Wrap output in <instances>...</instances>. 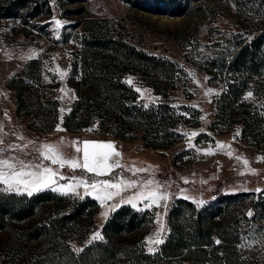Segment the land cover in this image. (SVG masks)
<instances>
[{
    "label": "rangeland",
    "instance_id": "rangeland-1",
    "mask_svg": "<svg viewBox=\"0 0 264 264\" xmlns=\"http://www.w3.org/2000/svg\"><path fill=\"white\" fill-rule=\"evenodd\" d=\"M50 3L51 14L35 16L28 24H24L20 18H0V148L4 149L0 158L17 156L38 161L40 154L37 149L49 143L58 145L65 160L82 161V152L78 153L76 148H82L84 141L113 142L116 150L122 153L119 159L123 165L147 169L137 176L123 168L116 169L113 176L122 172L125 179H153L163 184V190L169 193L166 208L165 202L161 201L159 207L150 209L153 224L145 236L146 242L155 239L158 233L161 239H165L169 231L168 210L175 197H187L200 207L218 194L238 191H251L252 195L243 199L233 212L231 220L235 222L233 227L236 225L237 246L242 242V235L249 242L260 240L264 233V207L259 205L262 191L257 190L264 189V138L256 139L250 133L244 139L242 123L234 119H226L228 121L223 123L219 121L215 129L210 128V123L216 118L220 94L229 73L218 70L214 76L206 70L205 65L223 52H227L229 57L237 39H250L255 33L264 31V0H194L184 13L155 12L135 7L124 0H50ZM95 17L106 19L113 33L122 31L124 37L136 46L176 62L174 84L167 88L166 93L155 91L149 78H142L133 72L124 75L126 81L141 89L138 102L144 105L168 102L173 106L170 115L171 119L177 117V122L172 129L178 138L170 146H162L168 142L165 127L171 121L169 116L160 122L159 132L157 129L144 131L145 125L139 124L140 129H128V139L115 137L113 130L101 133L98 120L79 131H70L63 126L64 115L70 110L77 92L76 87L68 82L76 45L72 40L64 41L62 35L82 32L85 20ZM57 20L61 26H57ZM77 23L79 25L75 26ZM31 58H39V62L36 70L25 74V79L32 85L39 83L41 92H47L58 101V119L54 128L37 134H32L26 128L27 121L35 118L31 111L25 113L22 121L18 116L19 120L16 118L10 104L12 100L16 105L15 88L7 84ZM61 72L66 73L63 78ZM209 89L211 93H208ZM249 92L253 93L252 97H248ZM243 98L251 100L252 106H258L264 112V93L258 96L251 86ZM192 108L199 110L198 124L194 123ZM42 125V119L34 123L37 128ZM58 126L62 130L57 131ZM192 132L198 135L191 137ZM257 140L261 141V146L253 145ZM217 142L227 147L221 150ZM12 145L18 146L15 151H9ZM208 150L214 154H205ZM228 152H231V156ZM244 160L248 163L244 164ZM44 164L66 177L89 176L82 169L73 170L68 165L61 169L49 161H44ZM185 179L189 182L184 183ZM77 191L84 194L83 187ZM135 191L124 192L122 196L104 204L98 201L100 206L94 215L93 227L82 243L72 240V246L76 250L81 249L92 241L97 231L102 235V226L113 210L112 205H119L122 198L132 196ZM137 209L145 208L138 203ZM105 211H108L107 217L103 215ZM248 212H252L251 217H248ZM157 213L160 214L159 223ZM161 224L164 228L162 233ZM8 236L7 232H0V240ZM216 239L219 240L218 237ZM160 245L146 243L147 249L153 248L155 251ZM238 248L240 257L247 259L248 264H264V242L254 245L246 243ZM162 264L191 263L174 259ZM203 264L214 263L206 261Z\"/></svg>",
    "mask_w": 264,
    "mask_h": 264
},
{
    "label": "trees",
    "instance_id": "trees-1",
    "mask_svg": "<svg viewBox=\"0 0 264 264\" xmlns=\"http://www.w3.org/2000/svg\"><path fill=\"white\" fill-rule=\"evenodd\" d=\"M124 1L155 12L184 13L194 0ZM51 12L50 0H0V18H20L24 24ZM85 22L82 32L62 35L64 41L72 40L76 45L68 82L76 87L77 97L64 115L65 129L83 130L98 120L101 133L113 130L115 137L128 139V129H140L139 124L145 125L144 131L159 132L160 122L169 116L171 121L165 127L168 142L162 146L173 144L178 138L172 129L177 122V117L171 119L173 106L159 102L144 107L124 75L133 72L149 78L155 91L166 93L174 84L176 62L136 46L122 31L113 33L106 19L95 17ZM210 61L206 70L214 76L218 70L229 73L210 128L215 129L219 121L234 119L241 121L244 139L251 134L256 139L264 138V112L243 98L251 86L258 96L264 93V31L250 39H237L229 57L223 52ZM38 62L39 58L29 59L7 83L15 88V110L20 121L29 111L35 117L26 123L32 134L52 130L58 119L57 99L41 92L39 83L32 85L24 77L36 70ZM192 111L198 124L199 110ZM40 119L43 125L37 128L34 123ZM260 142L253 145L261 146ZM249 195L251 191L221 193L200 207L189 198L175 197L168 210L169 231L153 254L145 240L153 224V213L148 209L128 204L113 209L102 226L104 239L92 240L77 252L71 241L82 243L87 237L100 206L97 200L87 196L81 200L72 193L62 195L51 190L31 197L0 190V232L9 234V238L0 240V264H162L174 259L191 264H248L239 255L236 225L233 227L231 219L237 205ZM259 205L264 207V191ZM216 237L220 244L215 243Z\"/></svg>",
    "mask_w": 264,
    "mask_h": 264
},
{
    "label": "snow or ice",
    "instance_id": "snow-or-ice-1",
    "mask_svg": "<svg viewBox=\"0 0 264 264\" xmlns=\"http://www.w3.org/2000/svg\"><path fill=\"white\" fill-rule=\"evenodd\" d=\"M57 26H61L59 20L55 21ZM59 37H57L58 39ZM66 73L61 72V78ZM130 82V81H129ZM136 92L140 93L141 89L136 88ZM212 90L209 89L208 93ZM206 93V95L208 94ZM248 97H252L253 93L249 92ZM144 107H148L147 104ZM63 112V109H60ZM62 120V117H61ZM57 131L62 130L59 126ZM188 135V134H185ZM198 133L192 132L191 137L197 136ZM2 143V140H0ZM32 143V142H29ZM192 146L191 144L189 145ZM17 145H12L9 151H15ZM217 147L221 150L227 146L221 142H217ZM22 150V149H21ZM4 149L0 148V153H3ZM39 152V160H26L17 156H12L7 159L0 158V190L8 192H14L16 194L24 193L31 197L34 193H39L44 190H51L53 192L60 193L62 195H68L72 193L78 196L81 200L87 197H92L99 201L100 204H104L107 201L114 199L115 197L122 196V193L136 189L134 194L126 199L122 198L119 205H112L115 209L123 204L131 205L133 208H137V204H142L145 209H152L154 206L159 207L160 202H165V208L169 199V193L163 190L164 185L153 179L146 181L140 179H125L123 173H118L113 176L116 169L123 168L125 171L130 172L133 176H137L138 173H144L147 169L144 168H127L120 161L122 153L116 150L113 142H99V141H84L83 146L77 147L78 153L82 152L81 160H65L60 151L58 145L45 143L41 148L37 149ZM199 151V149H197ZM205 154H214L211 150H208ZM231 156V152L227 153ZM115 158V159H114ZM44 161H49L51 165H59L62 169L65 165L70 166L73 170L82 169L89 174L84 178L66 177L60 174V172L51 166H45ZM248 161L244 160V164ZM243 174V173H242ZM110 176L112 179H98V177ZM90 177V179H89ZM61 181H68L62 183ZM185 179L184 183H188ZM83 187L84 194L81 195L77 189ZM264 191V190H257ZM187 198V197H183ZM202 203V202H201ZM105 217L108 216V211L103 213ZM248 217L252 216V212L247 213ZM159 223L160 214L157 213ZM164 231L163 225L160 226V233ZM104 237L99 231L95 233L92 240H103ZM241 244L238 247H244L246 243L257 244L264 242V233L261 234L260 240L248 241L245 236H241ZM147 242L154 244H162L164 240L160 238L158 233L156 238ZM146 242V243H147ZM216 244H220L219 240L215 241ZM82 252L83 249L76 250ZM148 251L154 254V249L149 248Z\"/></svg>",
    "mask_w": 264,
    "mask_h": 264
},
{
    "label": "crops",
    "instance_id": "crops-1",
    "mask_svg": "<svg viewBox=\"0 0 264 264\" xmlns=\"http://www.w3.org/2000/svg\"><path fill=\"white\" fill-rule=\"evenodd\" d=\"M10 104H11V106H12V108H13V110H14V113H15V116H16V118H17V113H16V110H15V104L13 103V101L12 100H10ZM18 119V118H17ZM19 120V119H18ZM21 123V122H20Z\"/></svg>",
    "mask_w": 264,
    "mask_h": 264
}]
</instances>
